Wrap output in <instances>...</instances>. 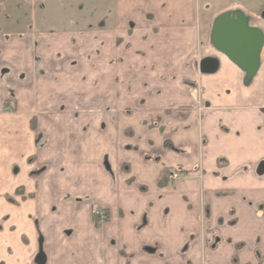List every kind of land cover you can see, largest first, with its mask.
I'll return each mask as SVG.
<instances>
[{"label": "crops", "instance_id": "obj_1", "mask_svg": "<svg viewBox=\"0 0 264 264\" xmlns=\"http://www.w3.org/2000/svg\"><path fill=\"white\" fill-rule=\"evenodd\" d=\"M256 1L203 34L198 0H108L82 41L0 34V264L40 241L45 264H264V45L248 77L210 42L225 13L264 36ZM93 131L114 169L91 165Z\"/></svg>", "mask_w": 264, "mask_h": 264}, {"label": "rangeland", "instance_id": "obj_2", "mask_svg": "<svg viewBox=\"0 0 264 264\" xmlns=\"http://www.w3.org/2000/svg\"><path fill=\"white\" fill-rule=\"evenodd\" d=\"M108 2V0H106ZM105 0H0V34L11 35L17 37L18 35L28 37L32 40L33 45L38 44L40 39L44 37L70 36L76 35L77 39L81 41L84 39V34L91 28L100 29L106 21L107 14L102 13L103 7L106 5ZM197 15L199 17V29L203 34L207 18L211 19L215 13L225 5V1L221 0H198ZM109 5V4H107ZM254 12L259 8L264 7L263 0H257L255 3ZM259 7V8H258ZM262 10V9H259ZM258 10V11H259ZM249 20L252 22H261L258 17L250 16ZM76 36L69 38L73 39ZM76 45V43H73ZM202 55V54H201ZM75 62V61H74ZM47 75V73L45 74ZM63 110L55 111L62 114ZM104 112V110H100ZM1 113L6 112L1 109ZM48 110L37 111L39 116L46 118L45 114ZM67 112L74 113L75 117L83 113V110H67ZM99 114V110L95 112L92 110L91 114ZM116 110H108V114H115ZM115 124V121H113ZM3 130V129H2ZM98 131H93L92 136V161L91 165L95 168L102 166L114 169L116 164L114 159L109 157L108 161L103 154L104 146L101 140V135H95ZM125 134L126 133L125 131ZM14 140V139H13ZM11 151L13 156H16V147L18 143H11ZM0 145V149H2ZM7 152V150H5ZM19 152V151H17ZM115 172V171H113ZM173 174H179L174 169L170 171ZM96 208H93L95 211ZM93 215V214H92Z\"/></svg>", "mask_w": 264, "mask_h": 264}, {"label": "water", "instance_id": "obj_3", "mask_svg": "<svg viewBox=\"0 0 264 264\" xmlns=\"http://www.w3.org/2000/svg\"><path fill=\"white\" fill-rule=\"evenodd\" d=\"M210 42L217 52L243 68L248 77L253 76L257 71L264 36L258 29L250 27L248 19L243 14L236 12L220 15L213 23ZM200 69L202 73L214 72L216 62L204 59ZM259 169L263 172L264 164ZM45 261L40 241L35 264H45Z\"/></svg>", "mask_w": 264, "mask_h": 264}, {"label": "flooded vegetation", "instance_id": "obj_4", "mask_svg": "<svg viewBox=\"0 0 264 264\" xmlns=\"http://www.w3.org/2000/svg\"><path fill=\"white\" fill-rule=\"evenodd\" d=\"M263 14L261 13L259 18L264 21V18H263ZM203 56V58H201V60L205 59V56L204 55H200V57ZM36 128V127H35ZM42 170V169H41ZM41 172V171H40ZM173 179V178H172ZM92 218L94 219L95 222H99V223H104L107 221L108 219V215L102 211L101 209L99 208H96L95 211L92 212ZM42 243V241H41Z\"/></svg>", "mask_w": 264, "mask_h": 264}, {"label": "trees", "instance_id": "obj_5", "mask_svg": "<svg viewBox=\"0 0 264 264\" xmlns=\"http://www.w3.org/2000/svg\"><path fill=\"white\" fill-rule=\"evenodd\" d=\"M34 123H35L34 120H32L31 129H32L33 132L36 133V128H35V124ZM167 176H169V172H167V170L163 169L162 172H161V179H159V181L157 183L158 187L165 186L166 181H167Z\"/></svg>", "mask_w": 264, "mask_h": 264}, {"label": "built area", "instance_id": "obj_6", "mask_svg": "<svg viewBox=\"0 0 264 264\" xmlns=\"http://www.w3.org/2000/svg\"><path fill=\"white\" fill-rule=\"evenodd\" d=\"M262 14L264 15V9H263ZM263 18H264V16H263ZM201 58H203V56H201ZM176 177H177V176H175V175L172 176L173 179H175Z\"/></svg>", "mask_w": 264, "mask_h": 264}]
</instances>
